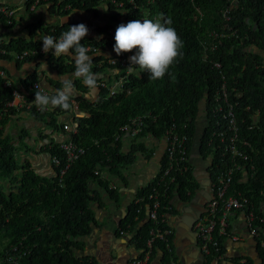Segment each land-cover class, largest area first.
I'll return each instance as SVG.
<instances>
[{
  "label": "trees",
  "instance_id": "obj_1",
  "mask_svg": "<svg viewBox=\"0 0 264 264\" xmlns=\"http://www.w3.org/2000/svg\"><path fill=\"white\" fill-rule=\"evenodd\" d=\"M34 1L27 0L28 8ZM48 1L50 0H41L40 5ZM104 2L111 8L121 9L120 18H114L118 26L142 18L161 23L169 17L172 19L171 26L184 44L183 57L171 69L176 79L172 81L166 75L163 80L150 81L149 73L138 67L127 73L126 68H122L120 64L110 65L107 58L95 56L92 66L94 72L102 75L112 68L119 70L116 78L125 76V83L116 94L110 95L108 88L99 87V94L94 101L83 95L72 97L70 110L51 108L38 111L36 107H32L27 111L56 131H64L60 120L62 116H73L77 133H73L71 137L86 148V153L72 163L62 177L60 170L66 166V161L59 142H52L46 147L52 157L57 156L60 160V164L55 166L56 174L53 177L37 173L29 161L21 162L17 158L18 148L4 135V127L19 110L8 105L12 100V90L4 87L2 82L0 176L9 179L10 185L7 187L0 184V237L8 239L0 250V259L18 246L25 252L19 264H97L95 259L76 255V251L83 250L85 246L81 238L90 234L97 222L90 205L98 200L99 195L91 187L92 184L101 186L113 199L118 200V190L110 187V181L103 177V172L107 171L124 179L121 166L133 163L136 154L145 151L144 145L137 139L145 134L162 138L173 123L180 130L187 125L186 132L191 139V146L195 141L201 156L205 160L212 158L208 171L215 181L217 173L225 164L222 151L217 148L218 137L213 136L215 131L222 129L220 122L224 121L223 113L216 110L219 103L217 92L224 82L229 89V99L235 104L238 125L241 127L240 137L248 141L246 149L255 164L254 171L248 168L252 175H248L245 181L242 180L243 172L236 173L231 190H239L248 198L244 211H254L256 223L262 229L264 238V225L258 221L260 217H264V0H65L60 7L70 4V8L64 11H59L54 5L59 13L69 14L72 10H83L97 15L99 6ZM119 3L123 5L120 6ZM225 11L228 18L224 16ZM0 20L8 27L13 26L7 24L1 14ZM72 25H51L45 27L44 31L55 36L67 31ZM115 26L106 25L101 31L106 34L105 37H86L82 44L95 50L114 49ZM30 27L33 33L37 25ZM41 45L40 42H27L22 38L9 42L0 41V49L6 50L0 56L9 58V52L22 53ZM212 45L216 47L212 49ZM88 54L93 53L89 51ZM40 55L27 56L22 60H31ZM48 61L61 74L75 70L74 65L65 66L62 57L55 58L51 54ZM214 61L221 62V70L214 67ZM36 79L31 76L24 81V92L31 100L35 99L33 83ZM75 86L82 93L89 91L82 80H76ZM74 102L78 103V109L83 114L73 113ZM258 109L262 112L256 120L254 114ZM138 115L146 116L144 129L135 138L130 151L125 153L114 134ZM199 123H203V127ZM68 135L70 136L69 133ZM21 138L24 139V135ZM22 144L23 147H28L23 141ZM197 187L193 167L179 174L169 196L162 199L161 213L174 211L173 205L170 211L165 208L170 206L174 195L190 200ZM150 189L151 185L141 189L138 197H147ZM138 206L136 202L130 206L120 230L129 233L137 228L134 238L136 246L147 250L153 223L146 219L144 209L137 211ZM173 236H169L168 246L166 242L157 239L150 258H154L157 250H160L163 252L161 264H171L175 258ZM220 241L222 253L224 237H220ZM259 249L264 260V249L260 244ZM206 256V264H213L217 254L212 251ZM0 264L14 263L4 260Z\"/></svg>",
  "mask_w": 264,
  "mask_h": 264
},
{
  "label": "crops",
  "instance_id": "obj_2",
  "mask_svg": "<svg viewBox=\"0 0 264 264\" xmlns=\"http://www.w3.org/2000/svg\"><path fill=\"white\" fill-rule=\"evenodd\" d=\"M2 6L13 8L16 16L13 20L14 23H11L12 27H8L0 20V41L9 42L22 38L27 42L33 40L34 42L42 43L39 48L43 47V42L39 37L48 35L44 31L45 27L84 23L89 29L87 37L101 39L106 36V34L101 32L106 25L112 24L118 27L114 18L119 19V13H121L120 8H111L107 2L99 6L97 15L83 10H72L69 14L59 13L53 0L48 1L46 4H41L34 12L28 8L27 0H0V7ZM33 24L37 25V27L32 33L30 26ZM54 51L52 49L47 54L40 53L42 56L40 55L31 60H17L15 58L17 52H9V58L0 56V71H3L5 76L23 91L25 88L24 84H26L24 81L31 76H35L36 80L44 88L50 93L54 92L55 89L62 86L59 76L72 77L74 72L61 74L51 67L48 59L49 55H54ZM91 52L93 54L90 56L101 55L107 59L117 55L114 49L108 48ZM62 58L65 66H75L72 57L62 56ZM41 62L47 64V71L40 68ZM118 72L119 70L110 68L102 75L99 74V79L113 82ZM3 80L0 75V86ZM98 94L99 90L93 94L89 91L82 93L76 88V95L73 98L83 95L86 99L94 101ZM73 106H76V102H74ZM15 108L19 111L5 125L4 135L8 136L11 142L17 146L16 155L21 162L29 161L37 173L53 177L56 174L55 165L53 164L52 156L46 151V147L52 142L61 143L65 141L69 138L68 133L63 130L56 131L51 126L37 120L27 111ZM73 113L83 114L78 107L73 108ZM72 118V115H65L60 120L73 122ZM22 135H24V139L21 138ZM134 140L135 137L128 134L124 135L120 140L121 150L125 153L129 152ZM22 141L28 144L27 148L22 146ZM137 141L144 145L145 151L138 152L133 163L121 166L120 171L124 179L107 171L103 172V177L110 181V187L118 190V200L113 199L101 186L92 184L91 187L95 188L99 195L98 200L90 205L95 213L97 222L93 226L92 232L81 238L85 246L83 250L76 251L78 257H90L95 259L97 264H128L131 259L144 255V249L138 248L134 241L137 228L133 232L126 233L120 230V225L128 215L130 206L138 197V192L149 186L159 174L165 154L166 142L164 136L157 138L151 134L142 135ZM194 145L193 147L191 146V160L193 162L194 177L198 184L196 192L190 200H183L178 194L174 195L172 198L174 211L166 214L167 223L172 228L174 235L175 258L172 262L177 264L207 263V256L202 251L199 239L194 231V223L204 212L206 203L211 195L207 167L209 162L204 160L198 153L197 144L195 143ZM9 185L10 183L7 187ZM228 230V234L224 236L223 241L224 258L222 264H264L258 240L249 232L246 213L243 209L233 210L229 214ZM162 257L163 252L157 250L154 258H150L145 264H161Z\"/></svg>",
  "mask_w": 264,
  "mask_h": 264
},
{
  "label": "built area",
  "instance_id": "obj_3",
  "mask_svg": "<svg viewBox=\"0 0 264 264\" xmlns=\"http://www.w3.org/2000/svg\"><path fill=\"white\" fill-rule=\"evenodd\" d=\"M41 0H35L29 7L30 11L34 12L40 6ZM59 11H64L70 8V4L60 7V4L65 0H53ZM134 0H131L133 2ZM120 6L123 3H119ZM0 13L5 17L7 23L11 24L15 19L16 12L10 6L0 7ZM224 16L228 18V14L225 11ZM62 34V33H61ZM55 35L54 38L61 36ZM216 34H214L215 36ZM216 45H212L214 49ZM89 51H96L91 46H88ZM0 53L5 54V49H0ZM40 53H44L42 48H34L31 50H24L22 53H16L15 58L22 60L27 56H35ZM110 65H118L122 68H126V72L130 73L129 67L130 58L127 54L116 55L108 58ZM214 67L222 69L220 61H214ZM2 76L3 86L12 90V100L8 102V105L22 109L23 111H30L32 107H36L34 99L28 98L26 92L15 85L8 77L5 76L3 71H0ZM224 78V76H223ZM99 87H105L109 89V94H116L125 83V76H119L113 82H108L104 79L97 81ZM39 85V87H36ZM33 88L36 91H42L50 94V92L44 88L40 82L36 81L33 83ZM217 100L219 101L216 107L217 112L223 113V123L220 122L222 127L221 130L213 133L214 137H218L217 148L222 151V157L224 161V168L217 173L215 181L209 174L210 178V198L206 203L204 212L197 218L194 223V231L199 239L200 247L205 255L215 251L217 257L214 259L213 264H221L224 258V253H221V241L220 237H224L228 234V217L229 214L236 209H243L249 202L248 198L242 195V192L232 191V185L237 172H243L244 176L242 180H247L248 175H252V172H248L250 169L254 171L255 164L252 163V158L247 152L246 147L249 145L247 140H242L240 137L241 127L238 125L237 115L235 113V104L229 99V89L224 82L221 89L217 92ZM223 102H220V100ZM78 104L76 103V106ZM73 107V108H74ZM39 111L40 109L36 107ZM49 107L47 110H50ZM46 111V110H44ZM261 109H258L254 117L258 120L261 115ZM145 115L131 118L124 126H121L118 131L114 134L116 140H121L124 134H128L132 137H137L144 129L145 126ZM63 122V129L69 133L70 136L65 141L61 142V148L65 153L66 166L60 170L61 177L65 174L68 167L77 161L81 156L86 153V148L79 145L71 137L73 133H77V126L73 122ZM218 122V124H219ZM187 125H184L183 129L180 130L177 124L173 123L169 126L165 133V154H164V165L161 166L160 172L155 180L150 184L151 189L147 197H137L135 202L139 205L137 211L141 212L143 209L146 213V219L152 221L153 227L150 230V237L147 241V250H144V257L137 256L130 260L128 264H145L149 261L150 255L153 249L154 242L159 239L166 242L169 245V236L173 234V230L167 223L166 214L161 213L163 207L162 199L169 196V192L172 185L177 183V176L185 173L192 167L191 160V144L189 134L186 132ZM184 131V132H183ZM125 134V135H126ZM213 141V139H211ZM195 142V141H194ZM193 142V144H195ZM96 143H98L96 141ZM192 144V147H193ZM201 155V154H200ZM203 158V157H202ZM204 159V158H203ZM205 160V159H204ZM53 164L58 166L60 160L57 156L52 157ZM209 162L207 167L211 166L212 158L206 160ZM249 168V170H248ZM98 173V172H96ZM176 190V189H175ZM174 190V191H175ZM172 191V192H174ZM148 201V202H147ZM167 210L172 209V203L170 206L165 207ZM246 213V222L251 235L258 240V243L264 249V238L262 229L257 225L256 215L253 210H249ZM264 225V217H260L258 220ZM23 252L21 247L15 246L10 251L6 252L5 257L0 259V262L4 260L9 263L19 264V260L22 258ZM171 264H177L171 262Z\"/></svg>",
  "mask_w": 264,
  "mask_h": 264
},
{
  "label": "clouds",
  "instance_id": "obj_4",
  "mask_svg": "<svg viewBox=\"0 0 264 264\" xmlns=\"http://www.w3.org/2000/svg\"><path fill=\"white\" fill-rule=\"evenodd\" d=\"M171 25L170 17L164 23L145 18L122 23L116 29L114 51L117 55L135 52L127 54L132 65L129 71H135L138 67L149 73L150 81L163 80L166 75L175 81L176 77L171 69L183 57L184 44ZM88 35V27L80 23L72 25L58 39L50 35L39 37L43 42L42 50L45 54L54 49L55 57L70 56L75 63L72 77L60 75L62 86L55 89L53 94L35 91L34 103L41 111L49 107L70 110V101L76 95L75 80H82L90 93L94 94L99 90V74L92 70L93 56L88 55L89 48L82 44ZM39 66L47 71L45 62H41Z\"/></svg>",
  "mask_w": 264,
  "mask_h": 264
},
{
  "label": "rangeland",
  "instance_id": "obj_5",
  "mask_svg": "<svg viewBox=\"0 0 264 264\" xmlns=\"http://www.w3.org/2000/svg\"><path fill=\"white\" fill-rule=\"evenodd\" d=\"M200 125H203V123H200ZM203 127V126H202ZM9 179L3 178L0 176V184L7 186L9 184ZM1 236V233H0ZM7 238L6 237H0V250L7 244Z\"/></svg>",
  "mask_w": 264,
  "mask_h": 264
},
{
  "label": "water",
  "instance_id": "obj_6",
  "mask_svg": "<svg viewBox=\"0 0 264 264\" xmlns=\"http://www.w3.org/2000/svg\"><path fill=\"white\" fill-rule=\"evenodd\" d=\"M199 153V152H198Z\"/></svg>",
  "mask_w": 264,
  "mask_h": 264
}]
</instances>
